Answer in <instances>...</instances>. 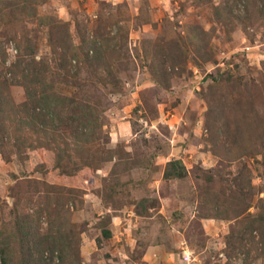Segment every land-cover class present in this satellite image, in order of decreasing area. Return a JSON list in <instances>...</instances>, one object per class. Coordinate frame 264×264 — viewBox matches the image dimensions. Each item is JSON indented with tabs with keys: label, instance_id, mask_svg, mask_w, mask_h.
I'll list each match as a JSON object with an SVG mask.
<instances>
[{
	"label": "rangeland",
	"instance_id": "obj_1",
	"mask_svg": "<svg viewBox=\"0 0 264 264\" xmlns=\"http://www.w3.org/2000/svg\"><path fill=\"white\" fill-rule=\"evenodd\" d=\"M260 1L2 0L0 78L10 82V117L26 116L21 112L26 88L11 84L16 77L9 69L29 43L35 42L34 56L41 61L60 57L49 42L58 41L61 33L75 44L84 32L105 44L110 40L122 52L104 53L105 65L95 73L85 69L69 80L61 71L65 80L56 79L55 92L85 98L99 108L102 127L87 149L101 155L119 150L142 165L113 172V160L62 175L55 168V151L40 142L45 145L47 137L73 147V135L65 126L44 134L24 123L23 131L34 135L37 146L22 155L16 148L0 152V228L8 223L15 229L17 218L43 209L41 233L52 227L58 231L57 223L75 232L82 264H264V227H250L264 215ZM23 3L34 8L35 20L25 14ZM216 8L223 14L231 10L240 21L222 23ZM46 16L51 25L37 20ZM195 30L201 38L197 44L188 38ZM161 62L168 69L156 78ZM56 63L49 59L57 74ZM71 154L75 162L70 167L78 166L81 153ZM178 160L185 173L165 180L166 166ZM61 199L57 221L51 214L57 216L55 201ZM102 227L111 231L110 238ZM242 231L246 238L234 249L229 242ZM21 255L16 248L15 256ZM44 259L61 263L59 251Z\"/></svg>",
	"mask_w": 264,
	"mask_h": 264
},
{
	"label": "trees",
	"instance_id": "obj_2",
	"mask_svg": "<svg viewBox=\"0 0 264 264\" xmlns=\"http://www.w3.org/2000/svg\"><path fill=\"white\" fill-rule=\"evenodd\" d=\"M1 2L2 0H0V3ZM198 3L201 4L202 1H198ZM23 4L25 5L23 7L25 9V14L28 17H33L35 20L36 15L34 8H31L26 3ZM259 6L261 8V13L264 14V0L259 2ZM222 11L223 9L216 8L217 17L222 23L225 24L228 19L233 21L237 19L240 21L238 17L234 16L231 10H225V14H223L224 11ZM37 20L40 21L42 25L52 24V19L48 16L39 17ZM189 32L188 38L190 42L196 44L201 42L197 30ZM61 35L62 33L59 35L58 41L53 42V40H51V42H49L50 47L56 54V47L60 50L61 55L58 59L52 56L37 61L34 56L35 42H31L28 44L27 48L24 49V54L18 57V62L12 64V67L9 69L10 73L16 77L15 81L11 84L15 83L22 85L27 91V102L24 103L21 110V112L26 115L23 120L22 118L14 120L15 118L10 117L6 111L8 106H12L6 91V87L9 86L10 82L7 79H1L4 77L0 78V152L4 155V152L10 148H16L18 154L22 155L26 150H33L36 148L37 145L34 135L23 131L24 123H28V128L32 129L34 132L43 131L44 134L48 129L55 130L58 126H65L67 129L66 132L69 131L73 135L75 144L73 147L70 145L71 142L69 141L66 142L64 140V146H61L62 143H58L56 139L50 140L47 137V143H44L45 145H42V142H40V146L55 151V168L58 169L62 175H74L77 168L79 170L81 166L82 169L86 167L96 168V166L102 162L113 160H116L113 172L119 166L120 169L124 171H130L135 167H140L142 163H139L136 159L132 160L129 155H125L119 150L113 149L110 151L111 154L103 153L101 155L97 151H95V153L87 149L86 145L96 143L98 130L102 127L99 123V108L85 98L75 97V95L66 96L58 94L55 92L56 86L54 85L56 79L59 80V82L65 80V75L63 77L61 71L65 73L68 72L69 80L73 77L76 78L81 76L85 69H88L90 73H95L96 70L105 65L103 63L106 60L104 53L107 51L112 53L122 52L123 47L121 46L119 49H116L115 46L112 47V44L109 43L111 42L110 40H108V44H105V40L101 41L98 37L92 36L86 32L79 37L77 44H75L70 37L63 38ZM1 45L0 43V46ZM17 46L18 48L20 47L19 45ZM122 54H124V52ZM170 58H173V56ZM170 58L168 59L170 60ZM49 59L57 60L54 66L56 69L55 72L59 71V73L56 74L53 72L52 66L49 64ZM5 62L6 59H3L2 63L5 64ZM162 62L163 68L160 71L158 69L155 73L156 78H161L159 72H167L168 67H165ZM73 64H75L74 67L77 69L73 75H71L70 68H72ZM18 71L22 73V77L19 80L17 79ZM69 75L72 78H70ZM101 79L104 82V79ZM69 83L71 82H68V84ZM14 111L16 114L21 113L18 109ZM27 116L30 118V121H28ZM55 140L57 143L56 146H53ZM71 151H78L81 153V159L76 160L78 166L70 167V164L75 162ZM259 154L264 164V141L261 145ZM185 171L186 168L182 161L170 162L165 168L164 179H177L182 176ZM61 200V202L55 201L57 216L51 214V217L57 221L60 219L58 217L62 209L60 207L64 206V201L63 199ZM142 207H144V205H142ZM46 209L51 211L50 203L46 206ZM41 211L43 212V209L37 212V215H24L17 218L15 229L5 225L8 223H2L0 228V264H48L44 259L45 254L50 253L54 255L58 251L61 259L60 264H82L79 261L80 249L77 245L78 240H76V233L66 232L67 230L58 223L56 226L58 231H55L52 227L48 229L46 233H41L39 228V214ZM106 222V220L101 221V226H104ZM256 223H259L261 226L259 229L263 230L264 215H260L257 220L251 222L250 227H254ZM101 230L104 237H111V231L108 228L102 227ZM242 233L243 231L233 236L234 241L229 242L234 249H238L236 242L242 244L245 240L246 234ZM74 243H76V245ZM16 248L21 251L22 255L20 259L15 256Z\"/></svg>",
	"mask_w": 264,
	"mask_h": 264
},
{
	"label": "built area",
	"instance_id": "obj_3",
	"mask_svg": "<svg viewBox=\"0 0 264 264\" xmlns=\"http://www.w3.org/2000/svg\"><path fill=\"white\" fill-rule=\"evenodd\" d=\"M53 260L55 261V263H57L59 261L57 256H55Z\"/></svg>",
	"mask_w": 264,
	"mask_h": 264
}]
</instances>
